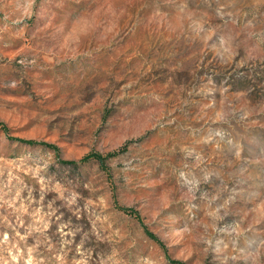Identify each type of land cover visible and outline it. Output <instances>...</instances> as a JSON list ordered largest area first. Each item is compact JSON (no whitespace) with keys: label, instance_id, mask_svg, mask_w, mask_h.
Returning a JSON list of instances; mask_svg holds the SVG:
<instances>
[{"label":"rangeland","instance_id":"rangeland-1","mask_svg":"<svg viewBox=\"0 0 264 264\" xmlns=\"http://www.w3.org/2000/svg\"><path fill=\"white\" fill-rule=\"evenodd\" d=\"M0 264H264V0H0Z\"/></svg>","mask_w":264,"mask_h":264},{"label":"trees","instance_id":"trees-1","mask_svg":"<svg viewBox=\"0 0 264 264\" xmlns=\"http://www.w3.org/2000/svg\"><path fill=\"white\" fill-rule=\"evenodd\" d=\"M28 143V142H27ZM29 143H35V142H29ZM116 153H109L108 155H103L101 153H90L87 156H85L82 160L88 161L91 159H96L102 166H105V162L108 159L109 156L114 155ZM69 164H75V162H68ZM129 212L135 214L134 211L129 210ZM135 216L139 217V215L135 214Z\"/></svg>","mask_w":264,"mask_h":264}]
</instances>
